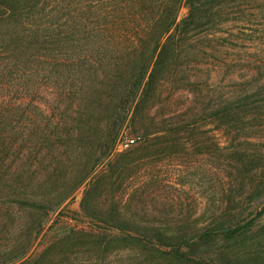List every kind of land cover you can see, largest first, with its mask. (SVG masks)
Instances as JSON below:
<instances>
[{
    "label": "trees",
    "instance_id": "trees-1",
    "mask_svg": "<svg viewBox=\"0 0 264 264\" xmlns=\"http://www.w3.org/2000/svg\"><path fill=\"white\" fill-rule=\"evenodd\" d=\"M46 1L0 0V38L4 41L0 54L11 59L0 63V76L6 72L11 76V99H0V197L38 216L35 233L28 234L24 244L13 251L0 248V264L9 260L10 264H98L103 254L138 247L148 264H264L237 257L221 246V240L245 231L250 222L245 218L247 208L226 209L205 225L170 226L136 219L135 213L123 209V198L115 192L105 211H99L91 196L102 180H98L102 175L89 179L96 168L105 161L109 169L119 168L112 151L123 128L140 130L135 125L138 107L155 93L157 83L172 77L179 58L173 44L183 40L176 36L199 28L217 29L227 14L224 3L228 0ZM183 5L187 11L179 17ZM5 24L8 32H3ZM55 48L58 55L51 51ZM41 63L57 68L47 73L57 75V91L52 95L53 112L44 113L45 118L31 114L40 110L41 103L37 94L31 99L39 103L28 99L25 85L32 71L40 73ZM228 100H235L230 102L234 107L218 109L216 115L232 138L247 139V130L237 129L236 114L242 110L238 108L264 100V82L254 86L250 81V88L242 87ZM107 101L109 109H103ZM185 122L178 125L162 116L159 129L145 125L142 136L174 132ZM74 166L78 173L72 172ZM122 178L121 173L109 175L113 186L122 184ZM88 179L82 210L89 218L103 221L104 229L94 225L64 231L40 254L28 256L43 229V214L60 209ZM231 181L240 183L245 198L264 195V172L234 176ZM108 229L120 233L113 236ZM104 231L106 239L96 240L98 249H93L89 238ZM114 239L118 245L110 244ZM87 254L96 261L86 258Z\"/></svg>",
    "mask_w": 264,
    "mask_h": 264
},
{
    "label": "rangeland",
    "instance_id": "rangeland-1",
    "mask_svg": "<svg viewBox=\"0 0 264 264\" xmlns=\"http://www.w3.org/2000/svg\"><path fill=\"white\" fill-rule=\"evenodd\" d=\"M224 8L227 14L217 29L199 28L176 36L183 40L173 44L172 50L179 54V58L172 77L164 83H157L155 93L146 97L138 107L140 113L135 125L140 130L135 131L130 126L123 128L120 134L132 136L136 142L119 150L116 146L119 138L116 140L112 159L119 168L109 169L107 161L101 163L89 178L95 180L102 175L91 196L99 211H105L110 205L108 199L115 192L123 198V209L135 213L136 219L147 224L170 226L205 225L220 217L226 209L247 208L245 218L250 222H247L245 231L221 240V246L242 259L264 261V212H261L264 195L253 200L245 198L241 195L240 183L231 181L234 176L240 178L264 172V100L238 108L242 110L236 114L237 129L247 130V139L241 135L232 138L216 115L218 109L234 107L235 104L230 105V102L235 100L226 101L227 97L238 95L242 87L250 88V81L254 86L264 82V0H228ZM186 11V7L181 6L179 17ZM9 30L5 24L3 32ZM3 42L0 38V44ZM51 51L59 54L57 48ZM10 61L6 55L0 54V63ZM39 65L40 73L32 71L25 85L30 93L28 99L37 94L41 103L40 110H31V114L37 113L45 118V114L53 112L52 95L57 91V75L47 73L57 68H47L46 63ZM259 67L263 69L259 71ZM8 73L0 76V99H11V76ZM63 83L61 80L58 87ZM31 100L39 103L36 99ZM108 104L107 101L103 109H109ZM30 109L36 108L32 106ZM204 109L203 114L194 116ZM162 116L178 125L187 122L174 132L159 131L150 134L149 138L143 137L145 125L151 124L152 130L159 129ZM193 118L197 121L190 123ZM247 122L249 124L243 130ZM8 130L11 132V126ZM245 163L250 164L244 168ZM129 167H133L134 173ZM78 170L74 166L72 172L78 173ZM118 173L123 175L122 184L113 186L109 175L117 176ZM89 179L60 209L43 214V229L28 256L40 254L64 231L87 230L94 225L104 229L103 221L89 218L82 210ZM37 217L30 210L0 197V248L13 251L24 244L28 234L35 233L33 224ZM108 230L113 236L120 233L116 229ZM105 239L106 231L96 237L92 235L90 246L98 249L96 240ZM118 242L114 239L110 244L118 245ZM143 255L140 247L118 249L110 255L103 254L98 264H129L132 261H136L132 264H148ZM85 257L96 261L91 254ZM3 264H10V260Z\"/></svg>",
    "mask_w": 264,
    "mask_h": 264
},
{
    "label": "built area",
    "instance_id": "built-area-1",
    "mask_svg": "<svg viewBox=\"0 0 264 264\" xmlns=\"http://www.w3.org/2000/svg\"><path fill=\"white\" fill-rule=\"evenodd\" d=\"M136 142V138L128 135H121L117 141V149L123 150L133 145Z\"/></svg>",
    "mask_w": 264,
    "mask_h": 264
}]
</instances>
